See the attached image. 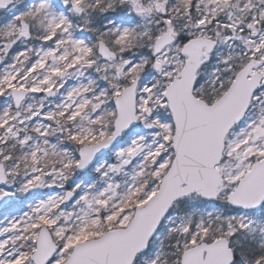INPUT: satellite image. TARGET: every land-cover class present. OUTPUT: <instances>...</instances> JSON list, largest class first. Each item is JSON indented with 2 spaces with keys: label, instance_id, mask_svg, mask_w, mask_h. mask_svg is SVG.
Segmentation results:
<instances>
[{
  "label": "snow or ice",
  "instance_id": "snow-or-ice-1",
  "mask_svg": "<svg viewBox=\"0 0 264 264\" xmlns=\"http://www.w3.org/2000/svg\"><path fill=\"white\" fill-rule=\"evenodd\" d=\"M0 264H264V0H0Z\"/></svg>",
  "mask_w": 264,
  "mask_h": 264
}]
</instances>
